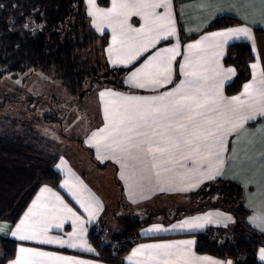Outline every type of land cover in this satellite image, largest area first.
Masks as SVG:
<instances>
[{"label": "crops", "instance_id": "obj_1", "mask_svg": "<svg viewBox=\"0 0 264 264\" xmlns=\"http://www.w3.org/2000/svg\"><path fill=\"white\" fill-rule=\"evenodd\" d=\"M110 1L107 8L96 7L110 9L112 0ZM86 2L88 4V0ZM88 8L92 11L89 4ZM151 11L156 15H170L172 35H168L162 28L149 31L150 25H146L143 14H129L126 20L115 14L92 15L96 29L110 34L109 56L113 64L128 66L143 57L130 71L128 78L130 84L140 89V92L126 94L115 89H102L98 93H91L98 96L94 100L98 124L91 125L89 129L84 124L81 132L75 131L68 137H59V144L62 145V156L56 164V169L62 176L59 186L55 188L42 185L16 223L0 219V238L16 242L15 256L6 264H14L17 259L20 264H143L148 259V250L132 256L133 251L141 245L178 241L193 242L190 246H183L189 249V264H227L228 261L236 264L233 258L200 252L196 247L198 234L208 229H221L225 232L231 228L235 219L230 211L209 205L200 208L199 205L186 210L180 208L172 218L164 217L166 212L160 207L163 201L156 197L157 194L175 195L177 192L198 190L202 185L218 178L232 180L242 186L244 205L249 211L246 220L255 230L264 233V225L261 224V218L264 217V114L260 111V97L255 91L248 96L242 95L246 84L264 86L261 83L264 81V35L255 32V29L264 31V0H170L168 7H158ZM221 16H228L236 21L224 28L208 30L209 23ZM236 28L247 29L250 35H213ZM130 29L141 31L137 35L130 32ZM192 35H195L194 38L188 39ZM129 36L135 39H129ZM234 41H249L256 59L251 64L250 77L242 89L236 94L228 95L225 85L235 78L236 69L226 66L223 58L227 45ZM164 49L174 51L165 52ZM149 60L151 66L145 68L144 65ZM161 62L170 68L169 72H157L156 66ZM252 65L257 67L253 68ZM133 73H136L135 78ZM196 78L195 87L189 88L187 81ZM140 83L145 86L138 87L137 84ZM178 86L188 92H196L202 102H205L206 108L216 110L206 113L214 121L211 125L203 117L197 116L196 119L203 126L211 127L213 132L218 125H223L222 130L216 133L222 137L223 147L210 150L201 147L199 153L183 147L175 149L167 143V137L174 133L165 132L164 137H154L159 141L160 147L168 148L163 153H155V168L151 157H144L129 145L131 153L139 156V167L144 169L142 175L130 178L132 169L122 167L121 162L128 153L120 152L114 144L113 154V151L104 149L97 140H93L92 134H99V130L105 128L111 120H118L131 104L142 107L168 104L172 97H168L166 93L173 92ZM102 92L105 93L104 96H101ZM115 94L121 97H116ZM234 96H240L247 103L231 104ZM128 97L144 99L128 101L125 99ZM153 97L163 99L153 101ZM195 111L206 109L197 108ZM249 114L255 118L240 120L241 116ZM88 116H81L80 120H87ZM168 116L169 119L156 122L154 127L157 132H164L166 125L177 128L178 124H188V130L191 129L187 119L172 116L171 113ZM233 123L237 126L233 127ZM178 131L184 132L185 129L178 128ZM128 135L136 138L135 132ZM209 151H219L220 155H210ZM217 169L219 174H216ZM209 175L213 178H207ZM126 187L127 196L123 198L119 190L125 191ZM42 189L50 191L41 192ZM120 195L125 200L124 203ZM122 203L125 206L122 207ZM29 209H32V214L26 219ZM67 209H71V212ZM149 211L157 216L149 217L148 224L139 230V239L122 260L111 262L98 256V250L90 239L91 229L97 225L104 226L105 229L107 226H114L117 228L115 232L108 231L113 234L118 231L121 218L134 216L140 219ZM22 220L25 223L21 234L34 235L33 239L22 240L19 234L12 235ZM156 227L161 230L150 231ZM21 248L27 251L21 253ZM261 249H264V245L258 249L257 257L264 264V260L260 258ZM2 255L0 246V257ZM200 257L209 259H199ZM174 264L184 262L178 259Z\"/></svg>", "mask_w": 264, "mask_h": 264}, {"label": "trees", "instance_id": "obj_2", "mask_svg": "<svg viewBox=\"0 0 264 264\" xmlns=\"http://www.w3.org/2000/svg\"><path fill=\"white\" fill-rule=\"evenodd\" d=\"M109 6L110 0H97ZM234 19L221 17L209 29L223 28ZM256 33L264 31L257 29ZM109 33L96 31L85 0H0V75H16L41 70L59 80L73 95H84L90 88H127L126 77L131 66H114L108 57ZM255 59L252 45L236 41L228 45L225 65H233L238 73L225 87L226 93L240 91L250 76V64ZM62 153L58 142L34 129L22 133L16 130L0 132V219L16 223L40 187L57 188L61 174L56 169ZM202 198L205 205L219 207L234 215L222 243L205 232L198 234L197 250L216 256L233 258L236 264H262L257 251L264 245V233L255 230L246 220L242 186L232 180L218 178L203 185L193 197ZM148 224L134 216L123 217L116 233L107 237L125 238L128 244L113 247L106 243L96 227L90 239L101 259L118 262L139 239V230ZM215 230V229H209ZM109 233V235H108ZM3 252L0 264L15 256L16 242L0 238Z\"/></svg>", "mask_w": 264, "mask_h": 264}, {"label": "snow or ice", "instance_id": "obj_3", "mask_svg": "<svg viewBox=\"0 0 264 264\" xmlns=\"http://www.w3.org/2000/svg\"><path fill=\"white\" fill-rule=\"evenodd\" d=\"M170 0H112V7L110 9L104 10L96 7L95 0H88V4L91 6L92 11L89 12V15H95L100 13L103 16H112L113 14L118 16H123L126 20L129 14L144 15L146 25H150L148 28L149 31H153L155 28L164 29L168 35L173 34V29L171 28V17L170 15H156L151 9L158 7H168ZM130 32H135L137 35L140 34L141 30H129ZM127 35V33H124ZM233 34H241L244 36H249V32L244 28L228 29L225 32L214 33V36L218 37H229ZM129 39H135L133 36H129ZM189 47H194L189 45ZM145 51L147 48L145 47ZM165 52L174 51V49H164ZM138 54V53H137ZM159 55V54H157ZM135 58V57H133ZM152 59H155L153 57ZM151 66V60L147 61L144 65L145 68ZM158 73H167L170 71V68L163 62L157 66ZM253 68H256V65H252ZM140 70L138 69L137 72ZM229 71H233L229 69ZM195 77V73H192ZM136 73H133L135 78ZM197 79L187 81V86L189 88L195 87L197 84ZM159 83V81H155ZM184 83V82H182ZM264 85V81L261 82ZM138 87H144L143 83L137 84ZM198 91V89H197ZM252 91H255L256 94L260 97L258 103L260 104V111L264 114V86L256 87L254 84H246L244 86V93L242 95L248 96ZM105 93H101V96H104ZM118 95V94H115ZM168 97L172 99L165 105H156L152 104L148 107H142L139 104H131L129 109L125 110V114L121 115L118 120H111L105 128L99 130L98 133L92 134V139L97 140V143L100 144L106 150L113 151L112 145H116L119 148V151L124 153L127 152L128 155L123 158L122 167L131 168V176L140 174L142 175L144 169L140 168L137 161L139 156L133 155L129 149V145L132 148H135L137 153L142 154L144 157H151L154 161L153 168L157 167L155 163L157 151L163 153L168 150L167 147H160L159 141L155 140L154 137H164L165 132L174 133L167 137V143L171 145L172 148L181 149L187 148L191 152L199 153L201 147L205 149L212 148H222L223 139L221 136L217 135L223 125H218L216 131L213 132L211 127L203 126L196 117H203V119L211 125L214 123L211 116L207 115V112H215L214 108H206L205 102H202L201 98L196 94V92H188L182 87H177L173 92L166 93ZM128 101H140L144 98L139 97H128L125 98ZM153 101L162 100L163 97H153ZM231 104L243 105L247 103L243 101L240 96H234L231 98ZM251 108L252 105H249ZM206 109V111L197 112L195 109ZM235 111V109H233ZM171 113L172 116L181 117L182 119H187L191 125L189 129L188 124H178L177 128H172L171 125L164 126V132H157L154 125L156 122L161 119H169L168 114ZM254 115H245L241 116V121L254 119ZM237 125L233 123V127ZM178 128L185 129L184 132H179ZM139 129H144L140 131ZM135 132L136 138L128 133ZM99 135V139H97ZM156 144L154 148L153 145ZM210 155L219 156V151L212 153L209 151ZM190 158V157H186ZM195 163V161H193ZM218 173V169L216 170ZM207 178H213L212 175H209ZM50 191L48 189H42L41 192ZM39 199V198H38ZM57 199H59L57 197ZM66 207V206H65ZM71 212V209H67ZM32 214V209H29V212L26 213V219ZM25 221L22 220L19 225L16 226V231L12 235L16 236L19 234V238L22 240L33 239L34 235H23L22 229ZM261 224L264 225V217L261 218ZM160 231L159 227L151 229L150 231ZM192 241H178L170 244H153V245H141L139 249H135L132 253V256L140 255L142 250H148V259L143 262V264H174L176 260H183L184 264H189L190 254L189 249L183 246H190ZM27 251L24 248L20 249L21 253ZM260 258L264 260V249L260 250ZM131 259V257H129ZM199 259H209L207 257H200ZM14 264H20V260L17 259ZM141 264V262H137ZM215 264V262H214ZM227 264H231V261H228Z\"/></svg>", "mask_w": 264, "mask_h": 264}, {"label": "rangeland", "instance_id": "obj_4", "mask_svg": "<svg viewBox=\"0 0 264 264\" xmlns=\"http://www.w3.org/2000/svg\"><path fill=\"white\" fill-rule=\"evenodd\" d=\"M96 5L103 8L108 7V6L107 7L100 6L98 3ZM86 6H87V11L89 13L90 11L87 2H86ZM90 16L92 18V15ZM221 17H228V16H221ZM234 20L236 21V19ZM213 21H211L209 25ZM92 22L96 29L93 18H92ZM134 23H137V21L134 20ZM256 30L257 29H255V32ZM96 31L99 33L108 32V31L100 32L97 29ZM194 36L195 35L189 36L188 39H193ZM109 45H110V38H109ZM109 45H108V57L110 63L114 66H120V65H115L111 62L109 56ZM142 58H140L139 61ZM139 61L131 65L121 66V67L131 66L130 68L131 71ZM223 62H224V58H223ZM253 62H251V64ZM251 64H250V74H251ZM226 66L234 67L236 69V75H237L238 70L235 66L233 65H226ZM130 71L128 72V75L126 77L127 88L115 89V90L126 92V94L128 92H140V89L134 87L129 82L128 78ZM102 89H114V88H94V89L90 88V93L78 96L69 93L59 80L52 77H48L41 70H30L26 72L17 73L16 75H14L13 73L3 72L2 76L0 75V132H8L10 130H16L19 133H22L26 129L28 130L34 129L54 140L57 139L56 141L59 144L58 141L59 137L62 136L68 137L71 134L73 135V132L75 131L81 132L84 127V124L89 126L88 129L92 127L91 125L95 126L98 124V121L95 119V115H96L95 112L97 107H96V101H94L98 96H95L91 93L93 92L98 93V91ZM228 95H233V94H228ZM115 96L121 97L120 95H115ZM84 115H89L87 117V120L85 119L80 120L81 116ZM59 146L61 147L62 145L59 144ZM199 189L192 191L187 190L184 192L183 191L177 192V194L175 195L157 194L156 197H158V199H161V201H163L162 203L163 205L162 206L160 205V207H163V210L166 212L164 213V217H170V218L174 217L179 212L178 209L180 208L182 209L184 208L186 210L202 205L204 203L202 198H199L198 196L193 197L194 193L199 191ZM119 192L124 198V196H127V187L125 191L121 189L119 190ZM124 202L125 200H123V203ZM123 203H122V207L124 205ZM151 213L152 211L144 213L140 217V219L142 221H147L149 217L151 218L157 216L156 214H151ZM116 229L117 228L114 226H107L106 228L107 232L108 231L115 232Z\"/></svg>", "mask_w": 264, "mask_h": 264}, {"label": "built area", "instance_id": "obj_5", "mask_svg": "<svg viewBox=\"0 0 264 264\" xmlns=\"http://www.w3.org/2000/svg\"><path fill=\"white\" fill-rule=\"evenodd\" d=\"M97 232L102 236L104 241L113 247H118L119 245H126L128 242L125 240V238H111L107 237V234L102 226H96ZM206 233L212 240H216L219 243H222L224 240L227 239V236L221 233L218 230H206Z\"/></svg>", "mask_w": 264, "mask_h": 264}]
</instances>
